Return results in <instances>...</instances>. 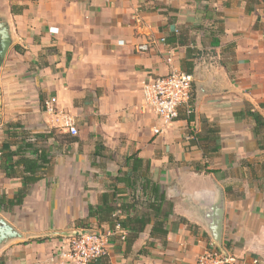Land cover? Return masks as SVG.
Segmentation results:
<instances>
[{
  "label": "crops",
  "instance_id": "crops-1",
  "mask_svg": "<svg viewBox=\"0 0 264 264\" xmlns=\"http://www.w3.org/2000/svg\"><path fill=\"white\" fill-rule=\"evenodd\" d=\"M247 6V0H0V27L11 37L0 61V151L17 142L9 134L16 129L31 138L67 133L64 117L45 111L52 97L76 120L81 137L74 145L85 148L55 144L24 204L0 208V223L12 233L5 236L0 226V264H54L53 254L87 230L83 225L106 228L86 220L114 189L118 205H132L130 216L152 222L131 249L112 241L98 264H197L216 247L238 264H264V127L256 129L252 116L264 120V3L252 12ZM177 35L183 44L161 43ZM146 43L150 51L137 53ZM171 47L173 67L187 71L193 63V121L182 108L154 135L160 121L143 111L142 88L169 73ZM97 145L103 157L93 156ZM132 154L149 163V177L166 196L163 238L151 235L154 214L141 205L140 188L115 183L130 172L125 160ZM22 186L6 177L0 160V197L13 198Z\"/></svg>",
  "mask_w": 264,
  "mask_h": 264
},
{
  "label": "trees",
  "instance_id": "trees-1",
  "mask_svg": "<svg viewBox=\"0 0 264 264\" xmlns=\"http://www.w3.org/2000/svg\"><path fill=\"white\" fill-rule=\"evenodd\" d=\"M247 11L252 12L255 6L264 1L260 0H247ZM14 12V9H13ZM258 27V23L256 24ZM167 44H183L184 42L177 35L166 39ZM187 73H192L193 63L188 61L186 63ZM256 122V129L264 127V120L256 114H252ZM188 122L193 121V115L187 118ZM15 129L14 127H9ZM52 130L48 134H36L32 138L26 132L17 129L15 133H9L10 137L17 139V142L4 143L0 151V160L2 169L7 178L21 179L23 186L15 194L13 198H7L6 195L0 197V208L7 211H12L15 207H21L24 204L25 198L28 196L30 188L43 179L42 174L48 170L51 159L50 152L56 148L55 144L59 146H71L79 142L78 136H73L69 133L54 134ZM209 133L215 134L217 130L209 129ZM207 138H201L202 141ZM50 140L54 143L51 145L46 144ZM216 140V138H215ZM14 147V148H13ZM100 145L95 149L94 157H103L100 151ZM56 150V149H55ZM137 154H132L127 157L125 163L131 168L130 172L120 173L115 179V183L125 184L126 187L133 189L135 192L140 188V193L145 202L146 208L153 211L154 225L152 227V237L163 238L167 235V230H164L166 218L163 215V205L166 203V196L161 190L160 186L154 183L149 177L150 165L145 160L138 158ZM116 187V186H115ZM118 191L114 189L113 192L104 193L102 195L101 204L96 207L89 208V217L95 218L99 226L107 225L106 229L114 230L117 224H120L122 230H126L127 234L124 240L119 237L112 238V241L125 242L127 249H131L135 241L139 238L140 234L144 232L145 228L151 224L152 220L148 217L130 216L129 212L132 205L121 204L118 205L116 201ZM139 204V203H138ZM120 212V216L116 214ZM171 212V210H170ZM84 229H91L89 224L83 225ZM42 242V240L40 241ZM143 251H140V254Z\"/></svg>",
  "mask_w": 264,
  "mask_h": 264
},
{
  "label": "built area",
  "instance_id": "built-area-1",
  "mask_svg": "<svg viewBox=\"0 0 264 264\" xmlns=\"http://www.w3.org/2000/svg\"><path fill=\"white\" fill-rule=\"evenodd\" d=\"M161 43L165 45L166 39L162 38ZM150 49L151 46L146 43L137 45L135 50L137 53L143 54L149 52ZM175 57V48L171 47L167 53V62L171 66L169 73L144 83L142 88L143 111L152 112L160 121V127L153 129L154 135H161L163 129L176 122L182 108L186 109L187 115L192 114L191 100L195 77L192 73L173 67ZM56 104L57 99L52 97L45 100L43 105L48 114L64 117V124L61 128L66 130L65 132L78 136L79 129L76 120L59 112ZM116 215L120 216V212ZM126 234L127 231L122 230L120 224H117L114 230L99 228L75 233L66 238L61 249L51 257V262L54 264H98L102 258L109 254L112 238L119 237L124 240ZM197 264L238 263L234 256L222 248L216 247L206 250L198 258Z\"/></svg>",
  "mask_w": 264,
  "mask_h": 264
},
{
  "label": "water",
  "instance_id": "water-1",
  "mask_svg": "<svg viewBox=\"0 0 264 264\" xmlns=\"http://www.w3.org/2000/svg\"><path fill=\"white\" fill-rule=\"evenodd\" d=\"M10 46H11V37L8 29L3 25L0 27V61H2L5 58ZM0 226L5 227L4 228L5 236L12 234L11 230L8 227H6V225L3 222L0 223Z\"/></svg>",
  "mask_w": 264,
  "mask_h": 264
},
{
  "label": "rangeland",
  "instance_id": "rangeland-1",
  "mask_svg": "<svg viewBox=\"0 0 264 264\" xmlns=\"http://www.w3.org/2000/svg\"><path fill=\"white\" fill-rule=\"evenodd\" d=\"M92 98V97H91ZM88 99H90V97L88 98V96L82 101V102H77V104H84V103H87L89 100ZM77 127H78V124H77ZM78 129H79V127H78ZM55 133H57V134H60V133H62L59 129H55V131H54V134ZM78 137H81V134H78ZM53 142V141H52ZM50 140H48L47 142H46V144H48V145H51V143H52ZM91 143V145H92V148H94V143L93 142H90ZM83 146L84 145H80V146H78V145H71V146H69L68 148H67V150L66 151H80V148H82V149H84L85 150V148H83ZM87 150H89V145L87 146ZM122 163H124V161L122 162ZM90 230V229H89Z\"/></svg>",
  "mask_w": 264,
  "mask_h": 264
}]
</instances>
